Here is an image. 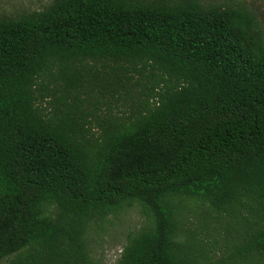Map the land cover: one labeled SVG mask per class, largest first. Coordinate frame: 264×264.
Returning <instances> with one entry per match:
<instances>
[{"label":"trees","instance_id":"obj_1","mask_svg":"<svg viewBox=\"0 0 264 264\" xmlns=\"http://www.w3.org/2000/svg\"><path fill=\"white\" fill-rule=\"evenodd\" d=\"M254 2L0 15V264H95L88 233L134 204L143 224L114 264H264Z\"/></svg>","mask_w":264,"mask_h":264},{"label":"rangeland","instance_id":"obj_2","mask_svg":"<svg viewBox=\"0 0 264 264\" xmlns=\"http://www.w3.org/2000/svg\"><path fill=\"white\" fill-rule=\"evenodd\" d=\"M204 3L236 4L240 0H202ZM52 0H0V15L16 17L21 13L41 10ZM255 5L262 11L264 16V0H255ZM101 102V100H100ZM120 105V102H117ZM97 109L99 104H96ZM86 109H92L85 102ZM98 112V111H97ZM144 217L140 206L134 204L121 211L117 215H109L101 229L95 228L88 233L87 244L91 258L95 264H114L119 250L126 240L129 231L139 228L143 224ZM211 237L218 239L217 245H221L223 231L210 230Z\"/></svg>","mask_w":264,"mask_h":264}]
</instances>
